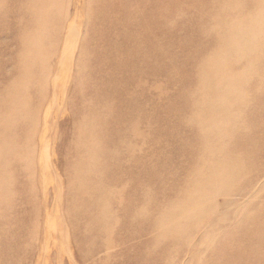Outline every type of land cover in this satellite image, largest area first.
I'll return each instance as SVG.
<instances>
[{
    "label": "rangeland",
    "instance_id": "374dc122",
    "mask_svg": "<svg viewBox=\"0 0 264 264\" xmlns=\"http://www.w3.org/2000/svg\"><path fill=\"white\" fill-rule=\"evenodd\" d=\"M205 1L210 6L199 13L198 28L187 34L202 35L214 44L210 28L220 24L218 10L225 1L215 0L213 5V0ZM122 3L124 8L105 0H0V264H222L221 240L218 245L215 241L236 232L242 203L247 201V208H252L264 202V170L250 183L245 179L247 188L253 186L251 194L218 185L209 189L208 199L202 201L203 193L198 202L190 192L194 182L188 168L196 158L192 151L196 144L216 148L238 138L250 148L261 145L257 134H264V39L253 41L262 54H243L253 57V80L261 81L242 85L244 104L231 109L233 134L214 128L222 121L207 124L205 130L201 120L178 123L173 118L174 113L178 120L189 117L186 104L192 98L193 114L198 98L194 87L202 80L194 79L195 71L200 69L199 76L205 73L200 67L205 55H193L196 45L184 40H190L185 36L189 22L177 18L186 8L179 11L183 5L174 0L165 3L178 9L165 18L166 33L160 32L170 38L166 37L170 46L159 50L169 68L161 71L166 64L155 60L136 65L133 77L117 84L110 69L119 68L114 66L124 51L138 48L132 41L134 47L123 49L129 37L126 26L138 29L135 14L156 12L163 0ZM229 9L232 18L235 8ZM109 52L115 54L111 59ZM227 62L224 71L240 70L238 62ZM188 91L195 96L184 98ZM119 110L139 120L141 133L131 137L126 133L124 145L110 142L104 149L106 135L115 139L123 133L118 128L130 125L127 119L111 120ZM221 152L228 164L236 156ZM112 160L121 163L115 170L121 174L120 182L111 186L116 194L109 208L116 217L128 212L136 219L134 226L113 231L110 247L100 240L89 247L84 233L89 218L78 223L76 212L87 214L101 203L106 194L105 166ZM203 184L207 187L205 177ZM124 196L129 208L120 202ZM202 208L206 209L202 218H188ZM142 213L148 216H137ZM58 221L67 227L60 238L49 231ZM229 242L228 248L233 246ZM244 245L254 250L263 246Z\"/></svg>",
    "mask_w": 264,
    "mask_h": 264
},
{
    "label": "bare ground",
    "instance_id": "6f19581e",
    "mask_svg": "<svg viewBox=\"0 0 264 264\" xmlns=\"http://www.w3.org/2000/svg\"><path fill=\"white\" fill-rule=\"evenodd\" d=\"M105 1L112 4L113 6L120 5L124 8L122 0ZM166 1L170 0H163V4L161 3L159 5L156 12L152 11L150 13H136L135 16L136 20L138 21V29L134 28L135 30H130L133 28V26H130L131 24L126 26V29L129 31V37H126L128 41L124 42L123 49L134 47L132 46L133 44L130 45L132 41L138 45V48L135 50L133 49L129 51L127 49V51H124L126 54L123 53L121 55L119 58L121 61H119L117 65H113L114 67L119 68L115 71H113L112 68L110 69L112 77L117 84L121 83L123 78H132L136 65L145 63L150 64L155 60L156 63L166 64L164 68L161 67V71L163 69L169 68L167 61L163 60L165 57L163 51L162 53H159V50L170 46V43L167 40L169 37L167 35L160 36V32L165 31L166 33L168 26L166 24L165 18L167 16L173 15L175 12H178V9L177 5L173 6L172 9L168 8V6L165 4ZM174 1L178 3L179 7L183 5L179 11L186 8L177 14V18H179V20L182 22H189L188 25H185V36L189 37L190 40H187L186 37L184 40L189 44L192 43L196 45L192 46L195 48V51L192 52L193 55L199 52L198 54H204L206 58L204 56L203 62L200 63V67L204 66L205 68L204 75L202 74L199 76V68L195 71L196 75L194 79L196 77H200L202 80L201 83L199 82L197 84L198 86L195 85L194 87V91L197 89L198 98L195 102L196 108L193 114H191V112L194 108V98H192L186 104V113H188V118L180 116V119L178 120V114L176 113L173 114V118L177 119L178 123H184L183 121L192 123L195 121L196 124H198L199 121L197 120H201V124H204L205 130L207 124H216L217 122L220 123V121H222V123H220L221 127L216 126L214 128H218L220 130L222 128L221 131H223L225 135L229 133L230 136L233 134L235 128L234 123L232 122L233 114L231 109L239 104H244V97L240 92L241 87L244 82L247 84L256 76L254 74L253 67H251V63L254 60L253 57H243V54L253 56H259L262 54H258L261 52L260 46L255 44L253 41L254 38L261 42L264 39V0H249L250 3L248 5L243 4V0H224L225 2L223 6L220 5L218 10V20L220 24H214V26H211L210 28L213 35L215 36L214 44L208 43L207 40L202 39V35L199 37L196 35V37H194L187 34V32L195 31V29L198 28L196 25L200 24V22L197 21L199 13L204 10V7L208 8L211 2L206 3L205 0ZM213 4H215V0L212 1V5ZM229 7L231 9L235 8V12H231L234 14V17L232 18L228 16L230 13ZM228 17L234 23L230 22ZM246 42L250 43L249 46H245ZM197 43H199V46H197ZM208 51L209 54H213L211 57L206 55ZM109 53L110 59L112 56H115V54L112 52ZM200 55H198V57H201ZM228 60H232L233 63L238 62V67L240 70L229 69L224 71L223 68H225L226 64L228 65L229 63L227 62ZM199 62L200 61L197 59V64ZM115 73L117 76H119L118 78L115 77ZM255 80L261 81V79ZM255 80H253L250 84H253ZM189 94L192 97L195 96V92L189 93L188 91L184 98L188 99ZM117 101L122 100L117 98ZM129 101L130 100H127L125 103H128ZM137 110L139 114L142 111V109L139 108ZM202 115H205L203 116V119ZM119 118L130 120V125L128 129H126L124 126L118 128L117 130L123 133H119L115 139L109 140L111 137L106 135L108 140L103 144L104 149L110 147V142L124 145L128 140L126 133H129V137L134 136L137 133H141L138 129L139 120H135V116H131L127 113L125 114V111L119 110L116 116H114L111 120L116 119L118 121ZM134 120L137 124L136 127L132 125ZM104 124L107 127L109 125V121H105ZM170 130L173 131L171 128ZM257 137H260L261 145H257V143L254 148H250L246 145V143L240 142V139L238 138H236L238 141L234 139L233 143L230 145L224 144L216 148H214V145L209 146L207 144L206 147L203 148L204 146L201 144H196L195 148L192 149L196 155V158H193L194 160H192L188 166L191 178L193 179L191 182H194L190 192H195L196 201L199 202L203 193L204 196L202 201L208 199L210 196L209 189H215L218 185L229 184L231 189L233 190L236 188V191L239 194H242L244 191V193L248 192L251 194L254 191L253 186L247 188L249 184H246L247 182L250 183V180L255 173L264 170L262 167V164L264 163V134L258 133ZM214 139H216V136H212V141ZM101 149L102 148L100 147L99 150ZM222 150H229L233 154H236L234 159L229 160L230 164L224 161V153L221 155ZM113 155L117 154L113 153ZM201 155H205L207 160L204 161ZM82 156L87 158L89 157L85 154ZM223 163L230 166L229 170H225L226 168L224 167L225 165H223ZM106 164V166L98 165L99 168H103L105 166V170L107 169V173L104 178V183L106 185L104 189L106 190V194L102 193L101 203H98L97 206L90 208L87 214H83L81 210L80 214L76 212L75 218L78 223L84 221L85 217L89 218L88 224L84 228L86 240H88L87 245L89 247L94 245V243L99 240L105 243L107 247H110L114 243L113 231H115L118 227L129 228L130 226H134L133 222H135L136 219L132 218L131 214L128 212H123V214L120 216L117 215L118 217H116L114 216L111 208H109L110 201L115 198L116 194L114 193L113 189H111V186L114 185L113 182L115 181L120 182L119 175L121 173L116 172L115 170L121 166V163H119V161L112 160ZM93 170L94 168L92 167L90 171ZM205 170L209 173V176L206 175ZM204 177L207 187H205L203 184ZM245 179L247 181L246 183ZM185 198L191 202L190 198ZM120 202L123 203L124 207L129 208L130 201L126 196H124ZM186 208L189 209L191 206L186 205ZM186 208L184 210L185 212L187 210ZM205 211L206 209L204 208H202V210L199 212L197 210L193 213L192 217L189 216L188 218L200 219L203 217ZM240 211V216L238 220L235 221L237 227L236 232L230 233L229 235L226 234L222 238L220 237L215 241V244L218 245V241L221 240L220 246L224 252V261L222 264H247L250 262L252 263L253 261L261 264L262 260H264V202L259 204L255 203L252 208H247L246 201L242 203ZM137 216L146 218L148 215H146V213H142ZM207 221L209 224L213 222L211 218H209ZM158 223L162 224L163 222ZM51 225L52 227L49 229V231L53 232L56 237L59 238L63 236L64 229H67L65 226H59V221L58 225ZM182 232L183 235L187 234L185 230ZM227 241H230L229 243L233 246L228 248L226 246ZM245 242H247V244L260 242L263 244V246L261 249L256 248L254 250V247L250 245L247 249L246 245H244ZM156 247L157 246L155 245V248Z\"/></svg>",
    "mask_w": 264,
    "mask_h": 264
}]
</instances>
